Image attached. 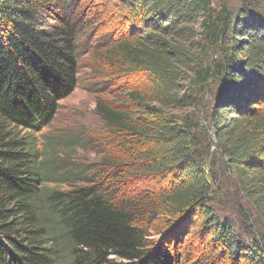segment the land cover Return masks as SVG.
<instances>
[{"label":"trees","instance_id":"trees-1","mask_svg":"<svg viewBox=\"0 0 264 264\" xmlns=\"http://www.w3.org/2000/svg\"><path fill=\"white\" fill-rule=\"evenodd\" d=\"M105 1L124 29L96 60L144 77L123 89L127 107L97 99L103 155L61 190L46 185L56 173L36 134L77 86L82 22L59 0H0V264H264V15ZM198 27L199 43L231 32V52L205 65L204 46L186 45ZM214 84L206 125L175 112Z\"/></svg>","mask_w":264,"mask_h":264},{"label":"rangeland","instance_id":"rangeland-1","mask_svg":"<svg viewBox=\"0 0 264 264\" xmlns=\"http://www.w3.org/2000/svg\"><path fill=\"white\" fill-rule=\"evenodd\" d=\"M244 2L264 15V0H214V5L219 13H223L224 9H227L232 15V19H235ZM59 3L61 4L59 11L63 17L79 19L82 22L84 32L78 42L80 44L79 78L73 92L60 101L51 124L44 127L36 136L38 149L43 154V159L44 157L52 159L49 168L53 173H56L55 176L53 174L51 181L46 182L47 187L68 190L70 187L67 182H63V179L88 166L97 168L95 164L103 155L100 152L103 149L100 144L106 127L96 110L97 99H107L113 103L119 102L125 107L127 99L123 98L125 95L123 89L139 84L144 73L138 71L122 79L115 78V75L109 73L110 70L106 66L100 65L96 60L95 50L100 45L108 43L114 35L124 29V26L115 22L116 20L107 14L110 7L107 8L105 0H83V2L59 0ZM200 31L201 29L198 27L196 41L194 40V43L187 41L186 45L197 52L200 51L201 46H204L205 65L217 62L225 54L231 52L233 39H235L231 32H228L223 40L211 44L204 41L199 43ZM214 95L215 84L213 88L210 86L204 92L202 105L185 108L181 112L175 110V112L183 116L191 113L194 119L201 120L206 125L204 120L211 114ZM217 146L216 141L211 151L221 155L222 161L226 160L227 158L223 156ZM93 170H91V174H93ZM222 188H228L229 196L227 197L232 200V185L224 181ZM225 215L232 217L231 213Z\"/></svg>","mask_w":264,"mask_h":264}]
</instances>
